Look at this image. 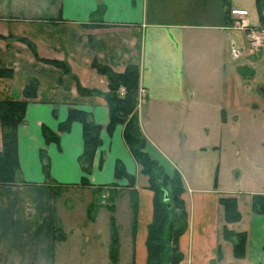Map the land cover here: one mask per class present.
Wrapping results in <instances>:
<instances>
[{
    "label": "crops",
    "instance_id": "0c3cea01",
    "mask_svg": "<svg viewBox=\"0 0 264 264\" xmlns=\"http://www.w3.org/2000/svg\"><path fill=\"white\" fill-rule=\"evenodd\" d=\"M207 4L0 0V68L12 72L0 77V101L25 100V86L37 82L17 130L18 183L0 186V264H146L154 195L123 140V126L106 130L108 82L92 69L94 61L116 73L139 68L145 151L165 175L178 173L182 181L181 264H226V250L234 252L238 240L224 238V229L245 234L242 264H264V214L252 211V196L240 200L228 160L253 141L260 96L244 87L236 60L229 62V47L233 58L247 51L236 49L226 29L230 2ZM78 85L94 92L80 95ZM70 109L88 112L102 127L84 186L82 125L73 122L59 133L58 144H46L41 132L43 126L57 132ZM40 151L49 158L50 189L43 185ZM117 161L134 176L133 189L125 179L114 185ZM223 197H234L236 208L248 204L247 227H229Z\"/></svg>",
    "mask_w": 264,
    "mask_h": 264
},
{
    "label": "trees",
    "instance_id": "16d2710c",
    "mask_svg": "<svg viewBox=\"0 0 264 264\" xmlns=\"http://www.w3.org/2000/svg\"><path fill=\"white\" fill-rule=\"evenodd\" d=\"M260 14V21H264L260 3L255 0ZM227 12V11H226ZM34 55L35 52L32 49ZM59 68H66L56 62L43 61ZM92 69L97 74L104 76L108 82V92L105 94L108 107V124L106 130L111 133L117 125L123 126V140L135 162L141 167V173L148 178L149 189L153 192L152 220L147 228L145 240L146 264H181L183 256L178 248V237L186 229L187 214L182 200V181L180 175L175 173L172 177L165 175L156 161L145 151V139L140 131L137 115L138 91H139V68L135 65L126 66L122 73H116L109 67L92 63ZM12 72L0 68V77L10 78ZM37 82L31 79L23 90L25 100H2L0 101V128L2 139V150L0 151V186L18 183V158H17V130L24 120L27 99L36 95ZM120 89L123 94L120 95ZM80 95H89L94 91L84 89L78 85ZM73 122L82 125L83 150L78 158V164L83 172L81 185H87V176L90 174L95 152L101 144L100 132L102 127L91 120L88 112L70 109L66 120L60 123L57 132H52L45 126L41 132L46 144H58L59 133L69 131ZM42 171L44 173V186L50 189L52 181L49 175L50 162L44 151H40ZM115 186L117 181L125 179L126 187L134 188L135 178L129 175L120 161L114 167ZM53 191V190H52ZM110 198L112 197V193ZM167 195V200L164 196ZM107 197V199H109ZM224 210V219L230 223L239 218L234 197H223L219 200ZM252 211L256 214H264V195L252 196ZM224 238L235 236L238 243L234 246L236 257L244 255L246 237L245 234H233L224 229ZM115 238L111 251L112 259L115 260Z\"/></svg>",
    "mask_w": 264,
    "mask_h": 264
},
{
    "label": "rangeland",
    "instance_id": "374dc122",
    "mask_svg": "<svg viewBox=\"0 0 264 264\" xmlns=\"http://www.w3.org/2000/svg\"><path fill=\"white\" fill-rule=\"evenodd\" d=\"M228 1L230 2L229 9H244L247 11V19L251 26L258 27L264 25V21H260V14L255 0ZM199 4L201 6L208 5L207 0H199ZM260 6L263 13L262 16L264 17V0H262ZM224 8L226 9L227 6L224 5ZM228 32L232 34L231 42L236 43L238 51L240 48H245V31L228 30ZM231 52V47H229V62L233 63L236 60L235 65H238L237 73L246 75L244 87L255 92L254 95L260 96L259 101H257V127L251 129V131H254L253 141L247 145L245 150L239 151L237 155L234 153L229 154L228 157L229 163H233L235 168V172L231 174L233 178H231L230 182L232 187L241 190L240 200L245 202L251 196L264 195V50L258 53L241 52L235 58H233ZM237 182H239L238 185ZM237 210L239 218L228 223L229 227L233 230H239L240 227H247L248 225V215L250 212L248 204H241V207H238ZM86 214L88 218L91 217L92 219L95 211ZM244 258V255L236 257L233 251L226 250L223 262L226 264H242Z\"/></svg>",
    "mask_w": 264,
    "mask_h": 264
},
{
    "label": "built area",
    "instance_id": "2783aa9c",
    "mask_svg": "<svg viewBox=\"0 0 264 264\" xmlns=\"http://www.w3.org/2000/svg\"><path fill=\"white\" fill-rule=\"evenodd\" d=\"M228 30L245 31V49L249 52L258 53L264 49V25L258 27L251 26L247 19V11L243 9H230L228 12V21L226 24ZM143 90L138 91V104L143 97ZM123 90H120V95Z\"/></svg>",
    "mask_w": 264,
    "mask_h": 264
},
{
    "label": "water",
    "instance_id": "95a60500",
    "mask_svg": "<svg viewBox=\"0 0 264 264\" xmlns=\"http://www.w3.org/2000/svg\"><path fill=\"white\" fill-rule=\"evenodd\" d=\"M164 200H167V195L164 196Z\"/></svg>",
    "mask_w": 264,
    "mask_h": 264
}]
</instances>
